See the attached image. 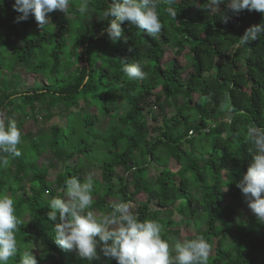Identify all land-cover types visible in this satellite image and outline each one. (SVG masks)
Masks as SVG:
<instances>
[{"label":"trees","instance_id":"16d2710c","mask_svg":"<svg viewBox=\"0 0 264 264\" xmlns=\"http://www.w3.org/2000/svg\"><path fill=\"white\" fill-rule=\"evenodd\" d=\"M111 2L89 0L88 15L81 17L75 7L79 0H70L68 13H51L52 24L40 31L31 15L17 22L14 0H0V114L10 119L20 115L19 126L27 118L37 121L40 106L47 110L45 120L63 119L50 123L45 136L22 134L21 155L0 166V194L14 199L23 221L17 233L21 249H31L36 241L42 248L35 255L37 264H117L102 254L100 260L84 261L59 247L52 230L58 214L55 221L47 215V202L63 197L65 181L83 182L88 165L97 163L93 210L111 211L117 199L136 203L139 218L158 221L168 242L188 218L195 227L204 225L197 235L213 247L208 264H264V224L253 213L248 226L239 222L234 230L228 220L234 206L247 205L236 186L251 159L247 128H264V34L248 44L239 40L250 25L264 23V16L228 12L225 23L224 4L212 15L200 9L208 0L171 5L158 0L163 29L156 38L123 23L122 37L113 42L102 16ZM168 7L176 10V19L167 15ZM12 31L19 35L14 43ZM168 51L174 57L165 61ZM181 54L187 71L176 62ZM123 57L139 62L147 78L129 80L122 71ZM15 68L34 76L33 86L21 90L19 74H7ZM103 118L111 123L99 133ZM179 126L183 129L175 134ZM193 133H206L198 150ZM46 152L53 160L39 164ZM136 154L163 167L151 183L143 177L146 166H135ZM171 160L179 165L177 171L168 168ZM118 169L125 176L115 189ZM152 192L153 208L135 200ZM226 196L230 204L224 203ZM230 233V245L224 247ZM19 258L9 264H19Z\"/></svg>","mask_w":264,"mask_h":264},{"label":"clouds","instance_id":"9594fccd","mask_svg":"<svg viewBox=\"0 0 264 264\" xmlns=\"http://www.w3.org/2000/svg\"><path fill=\"white\" fill-rule=\"evenodd\" d=\"M176 0H168L169 5ZM70 0H14L13 9L20 15L17 22L26 21L31 15L40 29L52 24L50 14L60 11L68 13ZM224 4L226 11L221 19L227 23L228 12L236 15L244 10L256 11L264 16V0H208L202 9L216 15L217 7ZM158 0H112L102 13L107 21L106 33L115 42L123 35L121 24L135 26L148 37L156 38L163 29L157 12ZM76 12L85 17L89 12V0H79ZM199 8V7H198ZM167 15L176 19V10L165 9ZM264 34V23L250 25L240 36V44H248ZM122 71L129 80H143L147 73L139 62L120 58ZM246 142L251 159L247 170L236 186L240 189L247 207L255 218L264 224V128L250 125L246 131ZM21 131L15 120L0 114V166L7 167L10 157L21 155ZM230 183V182H229ZM226 186L224 192L228 191ZM94 181L91 174L83 182L76 178L65 181L63 197H54L47 202L53 225L56 244L66 250L75 251L84 261L100 260L101 254L117 264H208L211 245L203 235L193 238L175 239L171 243L162 238L163 226L156 220H141L134 205L117 199L111 211L93 210ZM23 223L17 214L14 199L0 194V264H9L19 254V264H37L33 249L24 247L17 239L19 226Z\"/></svg>","mask_w":264,"mask_h":264},{"label":"rangeland","instance_id":"374dc122","mask_svg":"<svg viewBox=\"0 0 264 264\" xmlns=\"http://www.w3.org/2000/svg\"><path fill=\"white\" fill-rule=\"evenodd\" d=\"M18 34L17 32L12 31L11 32V38H10V42L14 43L17 39H18ZM185 53V51L183 52ZM172 57H174L170 51L167 52L166 57H165V61L170 60ZM170 58V59H169ZM176 62L179 64L180 68L182 70L187 71L188 67L186 65L185 62V58L184 55L181 54L177 57H175ZM7 66H5L6 69H8L9 66V61H6ZM14 71L16 73L19 74L20 76V89L21 90H25L28 87L33 86L35 77L26 73L24 70H21L19 68H15L13 70L7 71V74H11V72ZM9 76V75H8ZM40 79V78H39ZM179 102H181V99H179ZM26 111H28V109H25ZM47 110H45L43 107L38 106L37 108V114H36V120L34 121L33 119H25L21 125L18 126V128L21 131V135L22 134H26V133H31L32 137L36 138L40 135L45 136L47 135V131H48V126L50 123H54L57 122L58 120L62 121L63 119L60 118H54L52 120H45L44 119V115L46 113ZM118 112H121V109L118 110ZM174 112H169L168 116H171ZM21 118L20 115L16 114L13 117V120L16 121V123H18L19 119ZM111 123V119L110 118H103L101 125L97 126V131L99 133H104V127L108 124ZM183 129L182 126H179L177 129H174L173 132H175V134H179V132H181ZM198 133V132H196ZM194 135V143L196 145V150L199 149V146L202 142V140L206 137V133H199ZM157 134V132H151L149 139L154 138L155 135ZM98 149H101V146L98 147ZM195 157L200 158L201 156L198 154ZM203 159V157H202ZM51 160H53L52 155L49 152L44 153L40 159L38 160V163H43V164H47L48 162H51ZM135 166H146V174L143 176L144 179L146 180V182L151 183L153 178L158 175V173L162 170V166L156 164L154 161H152L151 159H149L147 156H140L139 154H136V158H135ZM168 168H170L172 171H177L179 169V165L177 163H174L172 160L168 162L167 164ZM56 169H60L59 165L56 166ZM54 170H51L50 172H53ZM88 175L91 174L93 176V181H97L100 178V170H99V166L97 163L95 164H90L88 165V168H86L85 170ZM125 176V174L123 173V171L121 169H118L116 171V175L113 179V186L115 189H118L119 187L122 186L120 179H123ZM131 184V183H130ZM129 189H130V185H129ZM135 200L137 202H139L140 204H146L147 206L153 208L154 206V201H155V195L154 193H150L148 195L144 194V193H140L138 195L135 196ZM115 202V201H114ZM225 204H230L229 202V198L228 196L225 197ZM134 205V207L136 206V203H132ZM252 214L251 210L247 207V205H236L233 207L232 211L229 213L228 216V220L230 222V226H231V230H234L235 225L239 222H243L245 226L249 225V221H248V217ZM179 218L176 217V221H178ZM180 227L177 228L178 233L177 235H170L169 236V243H171L173 240L175 239H183V238H188L191 239L193 238L195 235H197V232L200 230H203L204 225L200 224L198 227H195L194 224L192 223V221L188 218L184 219L181 221V224L179 225ZM163 231H164V227H163ZM233 236L232 233L228 234L227 239L224 243V247H227L230 245V238ZM30 247L31 249H33V252L35 255H37L38 253L41 252L42 248L40 247V245L36 242V241H32L30 243ZM214 255V251H213V247H211V253L210 256ZM264 255V254H263Z\"/></svg>","mask_w":264,"mask_h":264},{"label":"built area","instance_id":"2783aa9c","mask_svg":"<svg viewBox=\"0 0 264 264\" xmlns=\"http://www.w3.org/2000/svg\"><path fill=\"white\" fill-rule=\"evenodd\" d=\"M189 133H191V132H189Z\"/></svg>","mask_w":264,"mask_h":264}]
</instances>
